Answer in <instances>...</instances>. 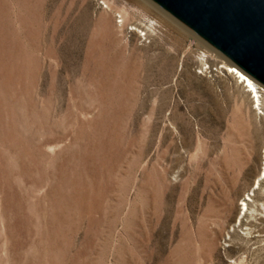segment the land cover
<instances>
[{
  "label": "rangeland",
  "instance_id": "374dc122",
  "mask_svg": "<svg viewBox=\"0 0 264 264\" xmlns=\"http://www.w3.org/2000/svg\"><path fill=\"white\" fill-rule=\"evenodd\" d=\"M224 63L146 0H0V264H264V100Z\"/></svg>",
  "mask_w": 264,
  "mask_h": 264
},
{
  "label": "water",
  "instance_id": "95a60500",
  "mask_svg": "<svg viewBox=\"0 0 264 264\" xmlns=\"http://www.w3.org/2000/svg\"><path fill=\"white\" fill-rule=\"evenodd\" d=\"M264 90V0H146Z\"/></svg>",
  "mask_w": 264,
  "mask_h": 264
},
{
  "label": "bare ground",
  "instance_id": "6f19581e",
  "mask_svg": "<svg viewBox=\"0 0 264 264\" xmlns=\"http://www.w3.org/2000/svg\"><path fill=\"white\" fill-rule=\"evenodd\" d=\"M150 6V5H149ZM216 54V53H215ZM223 67H226V70L229 74L233 75L235 78L239 79L241 78V82L246 83L244 85L245 88H247V91L252 94V99H253V103H258V105H260V101H262L261 99L264 100V90L260 89L255 83L254 81H252L250 78H248L247 76H245L243 73H241L238 69H236L234 66L230 65V64H225L223 65ZM237 75V76H236ZM263 173H264V168H263Z\"/></svg>",
  "mask_w": 264,
  "mask_h": 264
}]
</instances>
